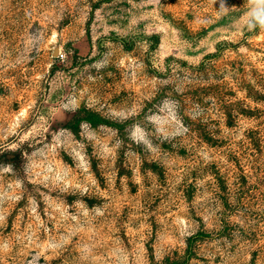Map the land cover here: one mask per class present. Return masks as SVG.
I'll list each match as a JSON object with an SVG mask.
<instances>
[{"label":"rangeland","instance_id":"obj_1","mask_svg":"<svg viewBox=\"0 0 264 264\" xmlns=\"http://www.w3.org/2000/svg\"><path fill=\"white\" fill-rule=\"evenodd\" d=\"M224 2L0 0V264H264V30Z\"/></svg>","mask_w":264,"mask_h":264},{"label":"clouds","instance_id":"obj_2","mask_svg":"<svg viewBox=\"0 0 264 264\" xmlns=\"http://www.w3.org/2000/svg\"><path fill=\"white\" fill-rule=\"evenodd\" d=\"M216 3V0H213ZM248 11L246 13L245 25L249 31L256 29L264 30V0H247ZM220 8L227 11L224 0H220ZM102 64V62H98Z\"/></svg>","mask_w":264,"mask_h":264}]
</instances>
